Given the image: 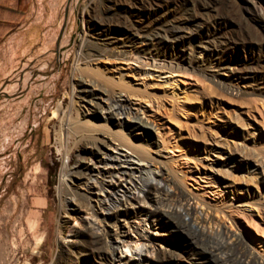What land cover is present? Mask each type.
<instances>
[{
  "label": "rangeland",
  "instance_id": "obj_1",
  "mask_svg": "<svg viewBox=\"0 0 264 264\" xmlns=\"http://www.w3.org/2000/svg\"><path fill=\"white\" fill-rule=\"evenodd\" d=\"M226 2L0 0V93L15 84L0 94V264L91 262L79 250L90 216L71 217L87 196L73 171L115 140L264 264V0ZM163 28L126 49L144 60L116 56ZM99 89L130 99L122 127L101 119ZM155 225L144 231L157 238Z\"/></svg>",
  "mask_w": 264,
  "mask_h": 264
},
{
  "label": "bare ground",
  "instance_id": "obj_2",
  "mask_svg": "<svg viewBox=\"0 0 264 264\" xmlns=\"http://www.w3.org/2000/svg\"><path fill=\"white\" fill-rule=\"evenodd\" d=\"M218 2L221 9L227 7L226 0ZM171 33V30L164 28L150 34L137 33L128 44H122L116 56L131 58L126 49L134 47L135 43L149 45L162 40L163 34ZM132 57L140 61L145 59L139 55ZM147 70L142 73L143 76L152 74ZM241 71V68L229 70L231 75H238ZM82 83V100L85 101L93 96L92 89H88L93 84L91 81ZM14 88L15 84L5 87L1 96H6ZM99 91L98 97L105 100L100 108L101 119L122 127L124 119L131 114L130 99L122 96V93ZM59 112L60 109L54 111L53 117L57 118ZM73 125L67 126L70 136L80 133L79 128ZM116 143L115 140L104 147H92L93 154L89 160L78 164L73 171V175L83 180L87 196L77 202V209L71 217L76 215L74 220L82 219V213L90 216L81 234L82 247L79 250L91 261L87 263L86 260L77 259L73 264H185L183 256L175 250L178 248L175 239L182 241L179 247L189 252L191 264H259L238 238L229 237L219 226L215 228L217 225L212 221L200 219L196 205L193 206L174 183L161 180L162 174L144 158L133 157L125 151L127 148ZM87 145L83 143L79 148L86 151ZM239 162H244V159H239ZM226 188L232 192L230 184ZM70 201L74 199L67 200ZM150 224L160 230L157 238L144 231ZM160 245H164V251H160ZM121 246L128 248L133 256H118L115 251Z\"/></svg>",
  "mask_w": 264,
  "mask_h": 264
},
{
  "label": "crops",
  "instance_id": "obj_3",
  "mask_svg": "<svg viewBox=\"0 0 264 264\" xmlns=\"http://www.w3.org/2000/svg\"><path fill=\"white\" fill-rule=\"evenodd\" d=\"M8 7L11 6V4L7 5ZM3 74V69H0V76Z\"/></svg>",
  "mask_w": 264,
  "mask_h": 264
},
{
  "label": "water",
  "instance_id": "obj_4",
  "mask_svg": "<svg viewBox=\"0 0 264 264\" xmlns=\"http://www.w3.org/2000/svg\"><path fill=\"white\" fill-rule=\"evenodd\" d=\"M61 34H62V31H61Z\"/></svg>",
  "mask_w": 264,
  "mask_h": 264
}]
</instances>
